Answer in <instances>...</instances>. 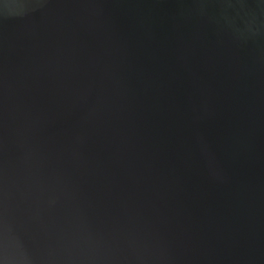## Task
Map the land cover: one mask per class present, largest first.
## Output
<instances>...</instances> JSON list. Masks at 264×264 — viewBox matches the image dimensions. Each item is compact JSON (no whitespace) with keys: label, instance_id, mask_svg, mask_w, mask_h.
<instances>
[{"label":"water","instance_id":"1","mask_svg":"<svg viewBox=\"0 0 264 264\" xmlns=\"http://www.w3.org/2000/svg\"><path fill=\"white\" fill-rule=\"evenodd\" d=\"M0 264H264V0H0Z\"/></svg>","mask_w":264,"mask_h":264}]
</instances>
